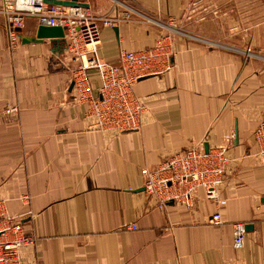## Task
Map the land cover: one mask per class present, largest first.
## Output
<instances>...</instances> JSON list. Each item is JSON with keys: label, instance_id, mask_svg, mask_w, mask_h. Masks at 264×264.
Here are the masks:
<instances>
[{"label": "crops", "instance_id": "1", "mask_svg": "<svg viewBox=\"0 0 264 264\" xmlns=\"http://www.w3.org/2000/svg\"><path fill=\"white\" fill-rule=\"evenodd\" d=\"M81 1L94 14H131L100 28L97 54L115 65L119 51L152 46L166 24L187 33L167 37L166 71L134 84L144 104L140 125L106 131L87 116L66 42L55 48L48 39L19 37L9 47L0 15V202L35 237L20 251L23 262L264 264V163L253 141L264 119V1ZM38 25L27 17L21 34L35 36ZM84 82L97 93L94 69ZM11 105L18 110L7 111ZM205 143H231L222 202L200 187L187 206H159L141 169ZM235 222L250 224L240 249L233 247Z\"/></svg>", "mask_w": 264, "mask_h": 264}, {"label": "built area", "instance_id": "2", "mask_svg": "<svg viewBox=\"0 0 264 264\" xmlns=\"http://www.w3.org/2000/svg\"><path fill=\"white\" fill-rule=\"evenodd\" d=\"M0 15L5 21L9 47L17 42L15 27H21L27 17L38 24L61 26L64 31L66 52L77 63L73 82L88 105L87 116L94 119L96 127L106 131L134 129L141 123L143 101L134 92V84L149 74L166 71L173 52L167 41L171 35L158 33L152 46L134 50H121L117 65L104 61L97 54L101 26H115L130 19L126 11L115 15L94 14L83 6L50 4L45 0H4ZM94 69L98 76L97 93L84 88L85 71ZM87 87V86H86ZM85 93V94H83ZM17 111L16 105L6 107ZM229 138V137H227ZM257 156L264 163V119L253 132ZM229 144H217L205 151L202 145H192L175 151L154 167H144L145 192L162 206L166 200L189 205L197 188H203L209 199H219V189L224 182L228 164ZM213 224L220 223V214L211 217ZM136 229V225H127ZM243 222L233 223V247L240 249L246 239ZM35 237L23 231L16 217L7 214L0 202V264H25L22 248L32 245Z\"/></svg>", "mask_w": 264, "mask_h": 264}, {"label": "water", "instance_id": "3", "mask_svg": "<svg viewBox=\"0 0 264 264\" xmlns=\"http://www.w3.org/2000/svg\"><path fill=\"white\" fill-rule=\"evenodd\" d=\"M45 1L50 3V4H59V5H63V6H83V7L88 6L87 3H85L81 0H45ZM14 30L17 32L22 43L41 42L44 39H48L52 45L57 46L55 48H58L59 45L64 46L65 37H64L63 28L61 26H57V25L56 26H54V25L50 26V25L39 24L36 27L35 36H33V37L22 35L21 34V27H15ZM116 30L117 29L115 28V31ZM204 150L205 151L208 150V145L206 143L204 144ZM249 225L250 224L245 225V230H248L247 226H249Z\"/></svg>", "mask_w": 264, "mask_h": 264}, {"label": "rangeland", "instance_id": "4", "mask_svg": "<svg viewBox=\"0 0 264 264\" xmlns=\"http://www.w3.org/2000/svg\"><path fill=\"white\" fill-rule=\"evenodd\" d=\"M264 1V0H263ZM136 10V9H135ZM136 11H138V12H140V13H138L137 12V14H138V17H139V19H141L142 21H144V22H149V20L148 19H150L151 18V16L150 15H148L147 13H145L144 11H140V10H136ZM93 13V12H92ZM130 16H131V14H130ZM167 26H165V27H167L166 29H165V31L164 30H162L161 32L163 33V34H169V35H171L172 36V38L173 37H175V34H176V32H179V31H182V30H180L176 25L175 26H170V24H166ZM168 30V31H167ZM167 31V32H166ZM183 32V31H182ZM158 33H160V32H158ZM183 33H187V32H183ZM182 33V34H183ZM100 36H101V34H100ZM244 36H246V34L244 35ZM200 38H202V39H204V37H200ZM101 39V38H100ZM206 39V38H205ZM18 40H19V36H18V34H17V42H18ZM16 42V43H17ZM207 42H209V45L210 46H215V45H217L218 43L216 42V41H207ZM100 43V42H99ZM99 45V44H98ZM148 47H150V46H148ZM148 47H145V48H148ZM119 53H120V51H119ZM173 53V52H172ZM101 58V57H100ZM150 75H156V74H149V75H147V76H150ZM144 77H146V76H144ZM13 216V215H12ZM15 217V216H14Z\"/></svg>", "mask_w": 264, "mask_h": 264}]
</instances>
